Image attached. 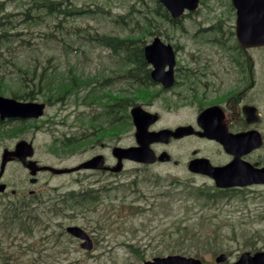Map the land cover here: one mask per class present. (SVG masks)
<instances>
[{"label": "rangeland", "instance_id": "374dc122", "mask_svg": "<svg viewBox=\"0 0 264 264\" xmlns=\"http://www.w3.org/2000/svg\"><path fill=\"white\" fill-rule=\"evenodd\" d=\"M25 1L5 0L0 11V16L5 15V13L10 14L9 19L12 23L16 22L13 30H10L12 28L9 27L10 31H8L15 33V35L10 36L9 39H5V35L1 38L0 59L2 61L6 62L14 58L19 60L21 64H25L29 60V64L37 65L38 71H34L36 74L44 65L49 68L57 64L61 70L71 66L75 71L83 72L84 77L94 74L97 77L98 72H100L101 78L108 76V74L113 76L112 71L119 73L127 68L124 59L110 54V50L95 43H83L82 36L87 32L94 33L95 31L121 32L123 30L121 26L113 23L110 18L124 14L130 5H133L134 8L140 7L142 5L140 0H94L105 10L102 17L79 14L67 16L62 13L48 15L41 10V21L33 24L28 30L23 25V15L20 13L25 6H29V4H23ZM83 1L90 2L93 0H75L79 4ZM144 1L147 5L154 4L152 0ZM228 2L230 3V0H202V4L193 14L194 17L188 20L184 19L182 22L183 27L189 29L190 33L179 31V29L176 31L170 25H162L161 21L159 22L158 30L161 27H166V33L169 37H175V41L184 46V49L178 53V62L184 63L187 59L185 64L191 69H199L197 71H226L225 68L229 66L228 53L226 54L224 51L221 55L215 52L217 49H213L206 40L199 41V43L193 41L201 34V36L208 35L209 29L203 30V28L206 26V22L213 19L223 20L225 29H232L234 22L226 11ZM206 5H209L212 10L210 11ZM31 11L35 10L31 9ZM57 20L65 25V29L60 33H58L60 27H54ZM200 26H202L199 28L201 31L198 32L195 39H192L190 34ZM124 29H127L126 32L128 31V28ZM16 33L19 34L16 35ZM56 35L59 37L55 38ZM153 35L154 33L146 35L145 42H150ZM23 41H30L34 46L31 49L21 48L20 43ZM169 41L172 42V40ZM231 42L229 41V43ZM6 45H12V49L7 51ZM191 52L193 55L190 54ZM245 61V71H248L247 66H250L251 62L250 70L254 73L259 71L261 75V83L257 85L260 88V97L256 99V104L261 111L259 131L264 137V46L248 48L245 53ZM5 65L8 67L0 68L3 78L8 83L12 80L14 83L18 80L21 81L16 67H11L8 63ZM30 72L32 71H28V73ZM20 81L17 85H8L11 86L9 88L21 92L24 86ZM121 85L122 83L118 82L117 87H121ZM34 91L37 90L34 88ZM37 93L39 101L47 102L42 92ZM0 94L11 96L9 89ZM73 98L75 99V97ZM54 104L47 102L49 107L46 111L51 116L47 114V116L44 115L37 119L35 121L37 128H33V125L24 124L19 127L20 124L15 125L16 123L4 127V130H7V135L0 134V159L3 148H12L18 140L30 137H33L37 144L36 158L54 166L77 162L96 149V147L88 148L85 152L82 151L69 157H62L61 154L56 155L47 149L46 143L49 141V135L54 132L65 131L64 125L60 123L62 118L61 105L56 106ZM11 130L12 132H9ZM198 146L201 145L196 141H184L172 142L161 148L167 150L173 158H178L179 156H186ZM201 147L204 151L210 149L208 144ZM247 160L251 163L257 160L263 163L264 143L258 151L248 156ZM40 177L39 189L43 190L45 195L48 192V187L66 189L71 186L77 188V183L74 182L73 178L49 173H43ZM157 178L160 179L158 181L160 185H156L155 180ZM2 181L6 182L9 187L7 192L0 197V205L5 204L11 198V189L20 190L24 187L26 181L21 166L17 162L7 163ZM117 183L114 192L112 188L108 189L109 193H103L106 194L104 200L95 205V210L91 214L84 217L81 214L78 217L77 214L74 218L63 220L64 226L76 224L84 226L88 231L94 233L97 243L92 251L82 250L76 240L69 239L64 235L60 236L59 240L66 249L61 245L53 246L54 237L52 236H50L52 243L48 244L49 246L52 245L49 250L41 251L40 247L36 249L35 247L30 248V246L28 249V243L37 235L40 237V232L43 234L44 223H42L39 226L40 232L36 233V230L32 236L19 233L13 238L9 234H4L1 240V246L4 248L2 257L7 258V264H142L145 260H150L156 256L169 254L190 256L194 255L193 252H195L205 264H215V257L220 253H225L227 259L220 264H230L243 251L264 250V184L251 185L243 190L240 189L241 191L228 192V195H223L216 203L196 199L193 195L184 200L183 197L186 196L183 194L188 192L186 187L210 186V183L204 176L189 173L186 165H178L173 162L154 165L127 163L118 175ZM160 189L167 190L159 194H173L171 198L160 196L166 200L161 202L160 208L163 207V210L159 207L157 209L151 208L160 201L159 197H154ZM183 190L184 193L182 194ZM114 193H116V197H113ZM17 194L28 196L24 193ZM43 198L45 199V197ZM125 204L140 205L141 208H137L133 212L126 209ZM41 209L43 208H38L42 212L41 215L43 217L50 215L48 217L51 219L48 223L49 229L46 228V230L50 232L54 228H58L56 223L61 221V218L47 210L44 213ZM152 209L156 211V214L152 213ZM105 212H113L112 218L104 221V216L108 214L104 216L99 214ZM183 217H187L183 221L188 228L181 230L183 234L179 236L177 227ZM99 221L100 225L96 223ZM209 228L211 231H207ZM22 247L25 249L23 250ZM2 257H0V264H5L2 263Z\"/></svg>", "mask_w": 264, "mask_h": 264}, {"label": "flooded vegetation", "instance_id": "af4514ba", "mask_svg": "<svg viewBox=\"0 0 264 264\" xmlns=\"http://www.w3.org/2000/svg\"><path fill=\"white\" fill-rule=\"evenodd\" d=\"M4 1L0 0V7L4 5ZM199 1L201 5L202 0ZM206 6L210 11L212 10L209 5ZM226 7V11L234 22L232 29H225L223 20L213 19L206 22V26L203 28V30L209 29L207 36H201V34L195 39L198 32L201 31L199 28L202 26L193 31L192 35L190 34L191 38L196 40L193 41L194 43L206 40L211 44L213 49H217L215 52L221 55L224 51L226 54L228 53L229 66L225 68L226 71H197L199 69H191L185 64L188 61L187 59L184 63L178 62V53L181 49H184V46L175 41V37H169L166 33V27H161L156 35L164 43H169L172 46L176 56L174 71H172L173 80L169 86L166 87L163 82L153 80L150 71L151 66L148 64L149 71H142L146 81L143 84V93H137L138 90H134V80L131 76V71H120L119 73L112 71L113 76L111 74L109 76L108 74V76L101 78L100 72H98L97 77L94 75V79L90 78L91 84H82L78 88L69 89L68 94L60 102L45 100L48 103H55L54 105L56 106L61 105L62 118L60 123L64 125L65 129L61 133L54 132L52 135H49V141L46 143L47 149L50 151L60 149L62 157H69L82 151L85 152L88 148L96 147L91 154L83 156L79 161L60 166L74 167L94 156H101L102 166L105 167L83 168L61 175L73 178L74 182L77 183V188L69 186L66 188L67 191L85 192L86 186L95 187L96 190L92 191L97 192H100L102 188L105 190L113 188V192L116 190L118 184L117 177L120 173L117 167L120 166L121 169H124L127 163H134V161L123 157L118 159L114 154V149L117 147L137 146L132 115V108L134 106H139L143 111L156 115V121L148 126L149 131L162 129L175 130L179 126H190L192 128L190 133L180 137H169L167 142L151 143L150 148L156 155L167 152V150L161 147H166L172 142L196 141L201 146L208 144L210 147L209 150L204 151L201 146H198L186 156H179L178 158H173L167 152L169 158L166 161L161 162L157 159L152 165L173 162L178 165H186V168H188L192 160L203 158L210 162L212 166L222 167L231 164L234 160L244 162L248 156H251L261 148L253 149L248 153H242L236 157L232 151L225 150L216 138L199 134L203 129L198 124V117L203 111L212 107H215V109H210L209 113L205 115L206 118L214 117L217 119L216 116L220 117L221 120L217 119V121L223 123L229 133L238 134L251 130L261 133L259 131L261 111L258 104H256V99L260 97V88L257 85L261 83V75L259 71H255L254 73V71L250 70L251 62L250 66H247L248 71H245V53L248 48H244L238 43L235 31L236 11L231 4V0L230 4L227 3ZM195 13L186 12L179 20H164L161 24H168L176 31L179 29V31L190 33L189 29L183 27L182 22L184 19H192ZM169 40H172V42ZM229 41L232 42L229 43ZM190 54L193 55V52ZM229 69L230 71H228ZM118 82L122 83L121 87H117ZM93 86L95 87L94 91H92ZM19 100L36 101L37 95L36 99ZM47 102H45V110L49 107ZM155 103H157V106H155ZM246 106L255 108L259 121L252 124L247 123L244 111ZM45 113V116L47 114L51 116L48 111ZM35 121L37 120L34 118H5L0 123H2V126H12L14 125L13 123H16L15 125L20 124L18 125L19 127H21V124H24L28 126L33 125V128H37ZM161 123L162 125H159ZM9 132H12V130ZM4 135H7V130L4 132ZM25 140L31 142L34 147V154L31 159H34L41 165L48 164L36 158L37 144L35 139L30 137ZM73 143V148L70 150L69 147ZM14 146L7 149L12 150ZM10 162H17L21 166L26 181L22 189H14L10 190V192L13 194L16 192L24 193L28 196L38 194L40 190L39 184H41L40 175L47 173V171H38L35 174V182L31 184L29 183L31 179L29 172L23 167L21 162L17 158L12 159L8 163ZM252 163L260 165L259 160ZM199 175L204 176L202 174ZM204 177L209 180L210 184L214 185L212 178L208 176ZM6 185L7 188L2 194L9 187L7 183ZM71 185H74V183H71ZM115 194L113 197L116 196ZM46 202H49V200H46Z\"/></svg>", "mask_w": 264, "mask_h": 264}, {"label": "trees", "instance_id": "16d2710c", "mask_svg": "<svg viewBox=\"0 0 264 264\" xmlns=\"http://www.w3.org/2000/svg\"><path fill=\"white\" fill-rule=\"evenodd\" d=\"M14 1L19 2L21 0ZM152 1L154 4L147 5L144 0H140V2H142L140 7L134 8L133 5H130L129 9L124 14H118L117 16L110 18L116 25L121 26L123 29L121 32L115 33L112 31H95L94 33L87 32L82 36L84 39L83 43H95L102 48L110 50L112 55L124 59V62L127 64V68L122 71H131L130 73H132L131 76L134 80L135 91L138 90L137 93H143V84L146 83L145 76H143L142 71H149L148 64L143 56V46L145 44L144 38L146 35L158 31V28L160 27V20H171L162 5L156 0ZM23 4H29V6H25L23 11L20 12L23 15V25L26 26L27 30L30 29L33 24H37L41 21V9H44L43 11L48 13V15H53V13L54 15L55 13H62L67 16L79 14L83 16L97 15L102 17L105 11L103 7L99 6L94 0L90 2L83 1L80 4L75 2V0H26ZM31 9H34L35 11H31ZM9 18L10 14L7 13L2 15V17L0 16V41L4 35L5 39H9L10 36L15 35V33L8 32L13 30L14 26H16V22L12 23ZM9 27L12 29L9 30ZM54 27H60L58 33L65 29V25L62 24L60 20H57V22L54 23ZM124 28H128V31L126 32L127 29ZM18 34L19 33H16V35ZM54 37L58 38L59 36L56 35ZM20 46L21 48L24 47L31 49L34 44H31L30 41H23L20 43ZM10 49H12V45H6V50L9 51ZM6 63L10 64L11 67H16L17 71H20L19 76L21 81H18L23 84L24 88L21 92L17 89H10L9 87L15 84L17 85L19 82L17 81L14 83L12 80V82L8 83L5 78H3V73L0 72V93L6 92L7 89H9L11 96L15 99H35L36 95L38 96L37 92H42L45 99L50 102H60V100L64 99V97L68 94L67 92L69 89L74 87L78 88L82 84H91L90 78L82 79L84 74L82 72H75L71 66H67L65 69L61 70L58 68L57 64L49 68L44 65L41 70H39L42 72L40 74H36L34 71H38L37 65L29 64V60L25 64H21L19 60L14 58L6 62L0 59V68H7L8 66L5 65ZM28 71L32 72L28 73ZM65 71L74 72L67 74ZM34 88L37 91H34ZM94 88L95 87L93 86V90ZM73 145L74 143L70 145V150H72ZM54 152L60 153L61 150L55 149ZM57 190L58 189L55 188V191ZM56 194L60 201L53 204L49 203L43 207L39 206L41 203L39 201L42 200V196L40 194L33 195L30 201L25 198L15 196L16 200L13 198L12 200L5 202V204L2 203V205H0V257H2V253L4 251V248L1 246V240L4 234H9L13 238L19 235V233L25 234V236H32L34 231L37 230L36 233L40 232L39 226L44 223V227L42 228V230L45 231H43L44 235L40 232V237L37 235L28 243L27 246L28 249L30 246V248L35 247L36 249L40 247L41 251L49 250V247L51 246L48 244L52 243L50 236H52V234L55 236L63 234L64 218H72L74 214L78 212L85 213V215L88 213L90 214V212L95 210L94 207L98 202L97 193L89 189H86L85 192L61 190ZM191 195L197 199L203 198L207 201H212L213 203L218 202L223 195L225 196L224 191H220L219 189L217 190L216 188L209 186L188 188V192L185 196ZM161 202L165 201L160 200L155 207L151 208H160ZM35 203L36 206L33 205ZM124 206L126 209L133 212H135L137 208H141L140 205L133 206L131 204H125ZM38 208H43L41 210L44 211V213L47 210L51 214L57 215L61 218V221L58 223L59 232L55 231L50 234L46 232L45 229L49 227L48 223H50L51 220L49 218L50 215H45V217H43L41 215L42 212L39 211ZM160 209L163 210V207ZM152 210V213L156 214V211L154 209ZM186 219L187 217H183L178 224L177 231H179V236L183 234L181 230L188 228V226L184 224ZM96 223L100 225L99 222ZM207 231H211V228ZM55 245L56 239L54 238L53 246ZM22 249L24 250L25 247H22ZM193 254L194 256H197V253L193 252ZM2 259V263H8L7 258L2 257Z\"/></svg>", "mask_w": 264, "mask_h": 264}, {"label": "water", "instance_id": "95a60500", "mask_svg": "<svg viewBox=\"0 0 264 264\" xmlns=\"http://www.w3.org/2000/svg\"><path fill=\"white\" fill-rule=\"evenodd\" d=\"M169 10L173 18H178L183 14L184 9L194 11L198 7V0H158ZM236 9V35L239 44L244 47L262 46L264 45V0H232ZM143 55L147 63L151 65V77L157 82H163L164 86H169L173 80L172 71L175 66V53L170 44H165L158 36L154 37L150 44L143 48ZM166 71V72H165ZM44 104L36 102H19L14 98L0 95V118L5 117H38L43 113ZM209 108L203 111L198 117V124L203 131L199 133L202 136L216 138L225 148L232 151L236 157L242 153H248L258 148L263 143L262 135L255 130L245 133L231 134L224 124L218 122L217 119L206 118ZM218 109V108H216ZM246 121L248 124L259 121L254 107L246 106L244 108ZM133 122L135 126V138L137 146L128 148L117 147L114 154L120 158H128L137 162L151 163L157 158L161 161L167 160L169 155L162 152L158 157L149 147L150 143L167 142L170 136L180 137L192 131L190 126H179L175 130L162 129L159 131H148V126L156 120L155 114H149L143 111L139 106L132 108ZM33 149L31 143L25 140L17 142L13 151L5 150L2 154L0 163V177L4 171L6 162L17 157L23 161L24 166L30 170L33 175L37 170H48L54 174L71 172L80 168H104L102 166L101 156L93 158L72 168H60L53 166H38L35 162H25L27 156L32 155ZM120 170V166L117 167ZM188 169L191 172L203 173L212 177L218 187L229 186H245L253 183L264 184V165L255 167L251 163L245 161L234 160L231 164L222 167L212 166L206 159L192 160ZM34 178L31 179V182ZM5 189V184H0V191ZM72 235L84 239L81 246L87 250L92 248V242L85 231L78 226H68L66 228ZM226 254L221 253L216 258L217 263L225 261ZM143 264H203L202 261L194 257H186L182 255H167L153 257L146 260ZM230 264H264V251L242 252L239 257Z\"/></svg>", "mask_w": 264, "mask_h": 264}]
</instances>
